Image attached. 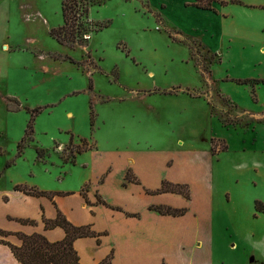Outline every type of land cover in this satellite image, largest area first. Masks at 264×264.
I'll return each mask as SVG.
<instances>
[{
    "label": "rangeland",
    "instance_id": "obj_1",
    "mask_svg": "<svg viewBox=\"0 0 264 264\" xmlns=\"http://www.w3.org/2000/svg\"><path fill=\"white\" fill-rule=\"evenodd\" d=\"M77 1L87 2V16L79 21L91 31L73 44L51 35L63 25L61 0H13L6 10L0 190L14 182L59 185L61 156L73 155L76 136L85 138L76 150L90 144L170 148L173 158L196 161L213 173L214 258L264 264V212L254 209L255 202L264 206V87L252 94L228 81L262 71L259 65L246 73L241 61L264 46V33L256 29L264 10L246 3L258 0L217 3L227 21H243L251 35L233 38L223 63L195 41L179 38L143 0ZM227 45L225 39L223 50ZM6 98L17 101L19 111L9 110ZM67 142L61 155L55 148ZM210 143L214 152L226 149L212 155ZM190 150L196 155H180ZM23 236L16 234L21 242Z\"/></svg>",
    "mask_w": 264,
    "mask_h": 264
},
{
    "label": "crops",
    "instance_id": "obj_2",
    "mask_svg": "<svg viewBox=\"0 0 264 264\" xmlns=\"http://www.w3.org/2000/svg\"><path fill=\"white\" fill-rule=\"evenodd\" d=\"M221 1L246 0H218L210 2V9L195 7V0H143L148 8L160 11L161 22L179 38L195 41L223 63L233 38L251 35L244 32L250 27L243 21H227L228 14L217 4ZM12 2L0 0V54L7 50L4 40L10 19L6 10ZM246 3L264 10L263 0ZM173 11L175 18L168 14ZM257 24V31L264 33V21ZM225 39L227 50H223ZM251 56L241 60L246 73L259 65L262 71L228 81L264 80V46L257 47ZM262 85L245 86L253 94ZM80 139L85 138L76 136L73 140L75 149L70 158L61 156L64 164L56 178L61 179L59 185L14 182L7 190H0V231L6 234L0 235L1 241L20 247L22 242L16 234L41 235L49 243L62 241L64 230L45 229L43 222L55 220L59 214L73 227H87L92 233L72 243L79 264H225L215 259L213 252L212 171L206 172L196 161L173 158L170 148L98 149L90 144L76 150ZM70 143L57 144L55 149L63 155ZM177 146L180 148L182 142ZM217 151L223 150L213 152L210 143V153L215 155ZM182 153L193 155L196 151H179ZM175 187H182L187 195ZM19 220L34 221L35 225H24ZM0 264L22 263L8 245L0 242Z\"/></svg>",
    "mask_w": 264,
    "mask_h": 264
},
{
    "label": "trees",
    "instance_id": "obj_3",
    "mask_svg": "<svg viewBox=\"0 0 264 264\" xmlns=\"http://www.w3.org/2000/svg\"><path fill=\"white\" fill-rule=\"evenodd\" d=\"M195 1V7L201 9H210V2H215L218 0H207V5L202 6V0ZM221 4H224V2H222ZM87 13L88 5L86 1L81 2L77 0H61V14L63 25L58 29L52 30L51 35L60 44L79 43L82 40V37L89 31H91L87 29V21H79V18L81 16L86 17ZM236 82L241 85H250L251 87H254L256 84H264V80H243ZM10 101L14 102L15 106L10 105ZM6 107L13 112L19 111V103L11 98L8 99ZM31 133L32 119H30L27 124L25 134L30 135ZM18 148H20V145H18ZM225 149L226 146L222 148V150ZM214 150L212 149L213 152ZM20 153L21 151L18 152V155H20ZM175 188V190H177L178 192L180 191L182 194L187 195L185 191H182V187H178V189L177 187ZM32 194L38 195L41 193L32 191ZM254 209L256 212H264V206L259 202L254 203ZM166 212L174 213L176 211L166 209ZM19 221L22 224L31 222L26 220ZM43 222L45 225V229L61 227L65 232L64 239L59 242L49 243L41 235L34 234L31 236H23L22 244L20 247L12 246L8 243H5L4 241H1V243L8 245L15 258L22 264H79L77 255L73 250L72 243L77 238L92 236V233L88 230V228L73 227L68 222H66L64 218L59 214L55 220H43ZM1 234H4V232L2 233V231H0V235Z\"/></svg>",
    "mask_w": 264,
    "mask_h": 264
}]
</instances>
